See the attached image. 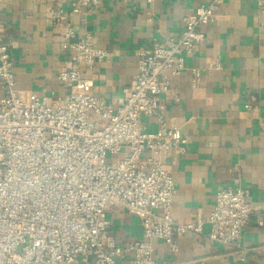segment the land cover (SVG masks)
<instances>
[{
    "label": "built area",
    "instance_id": "1",
    "mask_svg": "<svg viewBox=\"0 0 264 264\" xmlns=\"http://www.w3.org/2000/svg\"><path fill=\"white\" fill-rule=\"evenodd\" d=\"M100 2L75 0L69 12H51L53 25L64 30L61 49L70 60L57 74L69 88L60 103L36 95L23 99L16 89L0 10V264H154L153 240L176 253L177 239L202 235L204 225L210 242L244 262L252 250L240 236L253 211L250 192L238 180L217 192L205 220L173 221L166 158L171 150L184 152L186 141L178 128L165 127L159 100L204 40L201 28L212 22L221 0L183 16L177 37L137 53L135 76L114 110L91 93L93 69L108 52L88 33L77 38L69 21ZM192 74L196 80L199 72ZM142 117H154L159 130L146 132ZM111 211L141 223L142 239L127 245L133 258L126 263L120 262L124 250L107 233Z\"/></svg>",
    "mask_w": 264,
    "mask_h": 264
},
{
    "label": "crops",
    "instance_id": "2",
    "mask_svg": "<svg viewBox=\"0 0 264 264\" xmlns=\"http://www.w3.org/2000/svg\"><path fill=\"white\" fill-rule=\"evenodd\" d=\"M75 0H0L6 41L16 89L48 102L66 101L69 88L57 80L69 68L61 49L64 30L53 25L51 12H69ZM211 0H101L100 5L70 16L75 36L90 34L93 44L108 52L94 67L91 93L113 110L123 103L124 89L136 73L137 53L153 48L181 31L183 16ZM204 40L185 59V69L170 79L169 92L159 97L166 128L176 127L186 141L184 152L171 150L166 170L174 183L171 216L174 222L205 220L219 190L236 180L251 196L253 215L240 243L252 250L244 262L230 248L210 242L203 234L186 233L172 253L153 240L154 264H262L264 260V0H221L212 22L201 28ZM215 66L218 68L215 69ZM192 70L199 72L193 77ZM148 133L159 125L142 117ZM107 233L126 247L142 239L140 220L124 211L106 216ZM262 222V226L258 222Z\"/></svg>",
    "mask_w": 264,
    "mask_h": 264
}]
</instances>
